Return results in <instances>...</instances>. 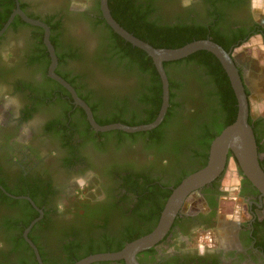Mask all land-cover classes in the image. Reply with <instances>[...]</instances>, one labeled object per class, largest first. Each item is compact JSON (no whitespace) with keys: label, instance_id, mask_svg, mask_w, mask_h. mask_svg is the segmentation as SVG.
I'll list each match as a JSON object with an SVG mask.
<instances>
[{"label":"flooded vegetation","instance_id":"1","mask_svg":"<svg viewBox=\"0 0 264 264\" xmlns=\"http://www.w3.org/2000/svg\"><path fill=\"white\" fill-rule=\"evenodd\" d=\"M19 4L21 10L22 5L26 6L22 11L33 18L56 15L57 20L65 22L58 32L65 48L77 49L79 42L88 51L96 49V35L84 18L85 14L93 15L94 0H87L84 6L72 0H19ZM169 10L172 15L184 14L207 29L214 27L225 37L249 92V82L258 74L238 49L254 37H260L264 44V19L258 16L256 1L173 0ZM35 32V28L23 25L9 27L0 42V191L8 193L6 190L32 185L46 190L49 227L34 231L31 241L40 257L42 251L52 262L79 235L86 222L80 217L85 207L94 215L87 219L89 224L103 227L108 223L110 231L120 225L121 218L109 212L113 204L128 213L135 207L134 196L122 189L123 176L128 174L123 168L130 162L140 167L137 170L143 169L141 166L152 157L133 155L130 160L125 152L98 151L89 143L83 144L77 125L87 120L85 111L74 104L71 94L61 90L48 73L43 75L37 66L28 65L29 43L33 42ZM6 47L10 48L11 60L2 57ZM81 68L78 62L67 60L61 70L74 76ZM59 70L57 67L58 75ZM232 160L229 159L226 171ZM237 168L240 181L234 189L224 185L225 172L200 190L196 193L198 211L180 214L165 239L140 253L138 261L141 264H264V196ZM228 207H233L231 215L223 212ZM9 214L8 208L0 205V264H19L24 254L13 253L10 236L1 222ZM52 229L54 236L50 237ZM102 230L98 228L97 235ZM208 234L215 240L209 241ZM93 238L96 242L100 240ZM34 256L38 262L35 253ZM26 259L23 257L22 263Z\"/></svg>","mask_w":264,"mask_h":264},{"label":"trees","instance_id":"2","mask_svg":"<svg viewBox=\"0 0 264 264\" xmlns=\"http://www.w3.org/2000/svg\"><path fill=\"white\" fill-rule=\"evenodd\" d=\"M94 3L91 8L93 15H84L91 32L96 35L94 51H88L76 39L73 41L78 43L77 49H73L72 44L70 46L74 51L65 48L58 32L66 23L57 20L56 15L37 19L51 29L59 76L87 103L99 125L150 124L158 117L163 103L162 81L153 59L116 34L103 19L100 0H94ZM108 3L113 18L121 27L154 48L178 49L194 41L211 39L225 51H230L225 37L214 27L207 29L184 14L172 15L169 9L173 0H108ZM22 6L25 10L26 6ZM15 8L16 0H0V31ZM18 25L37 30L33 34V42L29 43L28 65L37 66V71L47 75L51 58L44 45V31L25 23L20 17L14 20L10 29ZM67 60L78 62L81 71L74 76L62 72L61 68ZM164 68L170 84V106L164 121L155 130L135 134L122 131L99 133L92 129L88 120L77 125L83 144L89 143L98 151L125 152L130 160L133 155L148 154L152 157L141 166L143 169L137 170L140 167L136 168L130 162L123 168V172L128 174L123 176L122 189L134 196L135 207L128 213L118 209L119 205L114 203L109 212L116 213L122 222L113 226L111 231L108 223L103 227L89 224L87 219L94 218V215L85 207L80 217L86 222L78 236L73 233L79 238L75 237L66 245L55 261L49 262L40 251L44 264H75L91 255L118 252L127 244L150 234L157 227L173 189L207 165L213 140L236 121L238 101L235 92L222 64L213 54L201 51L188 58L165 63ZM89 85L91 88H88ZM59 88L66 91L60 85ZM246 93L249 98V92ZM249 123L262 155L264 118L251 113ZM230 158L237 164L233 154ZM260 164L264 169V160ZM6 191L15 197H30L44 211L43 219L29 234L31 240L34 231L49 227L50 209L44 198L46 190L32 185L30 188ZM127 198L128 195L124 202ZM0 205L6 206L10 213L1 222L5 233L10 236L13 253L28 257L25 263H22L23 257L20 258L19 264H38L23 234L39 213L28 201L15 199L1 191ZM98 228L103 229L99 235ZM52 235L54 229L50 237ZM94 236L100 240L94 241Z\"/></svg>","mask_w":264,"mask_h":264},{"label":"water","instance_id":"3","mask_svg":"<svg viewBox=\"0 0 264 264\" xmlns=\"http://www.w3.org/2000/svg\"><path fill=\"white\" fill-rule=\"evenodd\" d=\"M16 1L17 8L0 31V38L7 32L17 16L25 23L43 29L44 45L51 58V64L48 70L49 77L59 83L71 94L74 104L85 111L87 120L95 132L108 133L112 131H122L128 134H135L150 132L158 128L164 121L170 106V84L164 64L188 58L201 51L213 54L220 61L230 79L238 101V115L236 121L224 129L222 133L213 140L207 165L201 170L189 175L178 187L173 189V192L161 213L157 227L150 234L127 244L118 252L91 255L75 264H94L105 261H125L126 264H141L138 261L137 256L142 252L154 248L165 239L170 232L175 219L180 214L186 213L185 208L189 199L192 196H196V193L200 190L223 176L228 166L230 154H233L237 161L240 174L264 196V169L260 164L263 156L259 154L255 133L249 123L251 114L250 102L239 68L232 55V51H225L220 45L216 44L211 39L194 41L178 49L154 48L149 43L142 41L121 27L111 14L108 0H100L103 19L116 34L134 47L146 52L153 59L163 86V103L160 113L154 122L140 126H127L121 123L101 126L96 122L91 108L79 97L76 90L56 73L58 57L51 42L52 33L50 27L41 20L30 18L20 9L19 0ZM7 195L15 199H22L30 202L33 208L39 213V217L25 229L23 236L25 241L34 251L39 264H43L36 245L29 238V234L33 227L43 219V210L39 209L30 197H15L8 193Z\"/></svg>","mask_w":264,"mask_h":264},{"label":"rangeland","instance_id":"4","mask_svg":"<svg viewBox=\"0 0 264 264\" xmlns=\"http://www.w3.org/2000/svg\"><path fill=\"white\" fill-rule=\"evenodd\" d=\"M78 6H84L87 0H72ZM258 6V16L264 19V0H255ZM260 5V6H259ZM238 53L243 55L245 61H248L251 65L255 67L258 77H254L253 80L249 82V102L251 107V113L253 116L264 117V44L260 37H254L249 40V42L242 45L238 49ZM2 57L6 60H11L10 48L2 52ZM263 73H260V72ZM260 77V78H259ZM232 160L229 170L226 171L224 175V185L228 189H234L239 184L238 176V165ZM197 197L192 196L185 208L186 213H196L200 205L196 201ZM233 207L225 208L223 211L225 215H231L230 210ZM210 234V233H209ZM208 234L209 241L213 240L211 235ZM199 240V239H198ZM215 240V239H214ZM213 240V241H214Z\"/></svg>","mask_w":264,"mask_h":264},{"label":"crops","instance_id":"5","mask_svg":"<svg viewBox=\"0 0 264 264\" xmlns=\"http://www.w3.org/2000/svg\"><path fill=\"white\" fill-rule=\"evenodd\" d=\"M260 6V5H259ZM260 73H263L262 71Z\"/></svg>","mask_w":264,"mask_h":264}]
</instances>
